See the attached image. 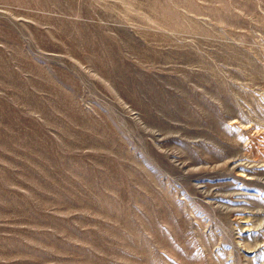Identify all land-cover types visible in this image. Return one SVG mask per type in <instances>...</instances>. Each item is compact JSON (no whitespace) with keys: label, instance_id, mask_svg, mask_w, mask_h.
I'll list each match as a JSON object with an SVG mask.
<instances>
[{"label":"rangeland","instance_id":"1","mask_svg":"<svg viewBox=\"0 0 264 264\" xmlns=\"http://www.w3.org/2000/svg\"><path fill=\"white\" fill-rule=\"evenodd\" d=\"M0 264H264V0H0Z\"/></svg>","mask_w":264,"mask_h":264}]
</instances>
